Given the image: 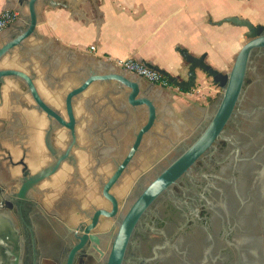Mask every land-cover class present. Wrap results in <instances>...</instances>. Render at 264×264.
Wrapping results in <instances>:
<instances>
[{
  "label": "crops",
  "instance_id": "1",
  "mask_svg": "<svg viewBox=\"0 0 264 264\" xmlns=\"http://www.w3.org/2000/svg\"><path fill=\"white\" fill-rule=\"evenodd\" d=\"M2 10H13L18 16L0 33V47L23 27L27 16L26 7L17 0H0ZM35 11L33 34L0 59V70L28 76L42 101L65 121L67 93L90 74L116 73L136 81L138 98H147L155 108L152 127L110 189L116 198L193 136L198 122L221 94L200 68L194 69V81L189 84L190 65L181 53L226 74L246 42V30L222 20L236 17L264 26V0H37ZM117 59H133L162 70L175 78L176 84L160 88L140 80L116 67ZM128 93V88L114 81H96L72 99L76 138L72 164L63 163L33 195L60 222L70 212L87 215V205L91 210L105 209L101 185L147 122L146 107L130 106ZM48 124L46 115L36 110L25 83L4 77L0 84V138H14L15 133L18 149L2 146L1 139L0 185L19 180V161L30 173L32 168L37 172L51 162L43 146ZM68 142L67 129L53 133L56 148L64 150ZM46 157L49 162L41 166Z\"/></svg>",
  "mask_w": 264,
  "mask_h": 264
},
{
  "label": "flooded vegetation",
  "instance_id": "2",
  "mask_svg": "<svg viewBox=\"0 0 264 264\" xmlns=\"http://www.w3.org/2000/svg\"><path fill=\"white\" fill-rule=\"evenodd\" d=\"M263 63L264 55L254 59L221 138L142 214L122 264H264ZM182 150L149 170L156 172L150 181L140 175L114 197L116 217H99L80 247L93 210L70 212L60 222L33 198L36 190L21 202L13 198L19 180L0 185V264H106L119 221Z\"/></svg>",
  "mask_w": 264,
  "mask_h": 264
},
{
  "label": "water",
  "instance_id": "3",
  "mask_svg": "<svg viewBox=\"0 0 264 264\" xmlns=\"http://www.w3.org/2000/svg\"><path fill=\"white\" fill-rule=\"evenodd\" d=\"M20 5L27 9V16L22 28H18L7 42L0 47V59L7 54L11 49L20 45V43L31 36L36 26V11L35 3L37 0H17ZM46 4V3H45ZM48 6H53L48 2ZM73 9V7H70ZM223 23H229L232 26L244 28L246 30V42L242 45L230 71L226 74H220L207 65H204L202 59L194 58L185 52L181 55L190 65L188 74V82L191 84L194 81V69L200 68L208 76L212 78L213 83L221 90V94L216 102L210 107V110L198 122L193 136L190 138L189 144L182 143L179 147L183 150L172 158L166 168H164L154 179L138 194L136 200L130 206L129 210L118 223L117 232L113 238V242L106 260V264H122L124 255L129 243L132 232L149 205L172 183H174L187 169L198 160L218 138H221L224 131V126L232 118L234 109L239 105L242 97L243 86L246 76L251 67H253L254 59L259 55H264V26L253 25L248 20L229 17L222 20ZM264 65V63H263ZM146 67V66H145ZM158 72L162 76H167L162 70L157 68L147 67ZM20 78L26 85L30 93L35 108L38 112L44 113L49 120V124L44 131L43 146L51 158V162L39 171L31 174L26 165L19 161L22 166L21 176L19 178V188L14 193L13 198L23 202L29 200V194L35 190V187L44 180H47L54 175L63 163L72 164L71 150L76 146V138L74 135L75 120L72 115L71 102L78 94H80L89 84L96 81H114L121 86L129 89L127 95V103L130 106L144 105L147 109V122L137 132L135 139L128 150L124 159L116 165L115 171L101 185L102 197L110 202V211L104 209H94L89 216V224L83 228V235L78 238L80 247L87 239V235L98 223L99 217L114 218L116 217L118 207L114 196L110 193V189L117 182L126 166L136 153L142 136L149 131L155 119V108L150 100L145 97L138 98L139 88L136 81L129 80L121 74H90L85 78L80 86L70 90L64 101V110L67 120L65 121L52 108L48 107L36 92L31 79L25 74L15 70H0V84L4 77ZM170 82L176 84L175 78H169ZM61 128H65L69 132V142L64 150L56 148L52 143L53 133ZM91 239V237H90Z\"/></svg>",
  "mask_w": 264,
  "mask_h": 264
},
{
  "label": "built area",
  "instance_id": "4",
  "mask_svg": "<svg viewBox=\"0 0 264 264\" xmlns=\"http://www.w3.org/2000/svg\"><path fill=\"white\" fill-rule=\"evenodd\" d=\"M18 14L13 10H2L0 12V33L14 23ZM94 51V48H90ZM115 66L125 71L126 73L132 74L140 80H144L152 85H156L160 88H168L170 84L168 80L161 74L153 71L142 64L134 61L133 59H117L114 61ZM177 90L179 88L174 87Z\"/></svg>",
  "mask_w": 264,
  "mask_h": 264
},
{
  "label": "rangeland",
  "instance_id": "5",
  "mask_svg": "<svg viewBox=\"0 0 264 264\" xmlns=\"http://www.w3.org/2000/svg\"><path fill=\"white\" fill-rule=\"evenodd\" d=\"M261 68L264 70V65L262 64L261 65ZM192 88V87H191ZM187 89H190V86H188L187 87ZM192 89H195L194 87L192 88ZM189 91V90H188ZM204 96V95H203ZM214 98V97H213ZM13 135H14V138H12V137H9V138H6V136H4L3 138H0V143H1V139H2V146L3 145H5V146H7L9 149H11V148H14V149H18V137H17V135L15 134V133H13ZM7 140V141H6ZM45 150V149H44ZM15 152V151H14ZM2 153V152H1ZM0 153V155L1 156H3V153L1 154ZM172 155H168V156H166V159H168V158H170ZM49 157L47 158L46 157V159L44 160V162H43V164L41 165V166H44L47 162H49ZM164 161H165V159H164ZM163 161V162H164ZM37 168H32L31 170H32V172L31 173H34L35 172V170H36ZM154 173H156L155 171H147V172H143V174H142V178H144L145 180H147V181H150L152 178H153V176H154ZM15 187H17V183H15V184H13ZM44 186H45V183H40L39 185H38V188H44ZM86 205V204H85ZM95 205V204H94ZM87 208H88V212L90 213L92 210V208L89 206V205H87L86 206ZM90 210V211H89ZM82 217L83 216H81L80 215V219H82Z\"/></svg>",
  "mask_w": 264,
  "mask_h": 264
},
{
  "label": "trees",
  "instance_id": "6",
  "mask_svg": "<svg viewBox=\"0 0 264 264\" xmlns=\"http://www.w3.org/2000/svg\"><path fill=\"white\" fill-rule=\"evenodd\" d=\"M164 78H166L168 80V83L171 85L169 77L168 76H164Z\"/></svg>",
  "mask_w": 264,
  "mask_h": 264
}]
</instances>
